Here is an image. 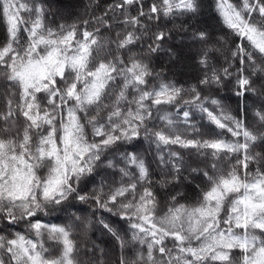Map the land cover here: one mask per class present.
Returning <instances> with one entry per match:
<instances>
[{"label": "snow or ice", "instance_id": "6c2138e0", "mask_svg": "<svg viewBox=\"0 0 264 264\" xmlns=\"http://www.w3.org/2000/svg\"><path fill=\"white\" fill-rule=\"evenodd\" d=\"M97 8L0 0V264H264V0Z\"/></svg>", "mask_w": 264, "mask_h": 264}, {"label": "trees", "instance_id": "16d2710c", "mask_svg": "<svg viewBox=\"0 0 264 264\" xmlns=\"http://www.w3.org/2000/svg\"><path fill=\"white\" fill-rule=\"evenodd\" d=\"M86 2H87V0H62V3L67 7V10L72 11L73 13H78L79 11H81L82 10V4L86 3ZM209 2H210V0H209ZM98 3H99V8H97L96 11L100 12V11H103V9L109 3H111V0H98ZM200 19H201V21H203V23L206 26H211L212 28H215V29H218L220 27L217 19L215 18L214 12L210 8L205 9V15L201 16ZM155 66H156L157 70H160V68L163 67L165 69L166 73L171 78V73L168 71V66L166 63V59L164 57L157 59L155 61ZM175 71L177 72V78L181 82H183L184 80L188 79V76L187 75H180V73L181 72L188 73L191 71V69L184 67V66H181L180 68L176 69ZM224 94L231 97V99L227 102L230 104L231 107L235 108L236 98L234 96H232L231 92H227ZM253 99L254 98L249 99L248 103L250 105L252 104ZM182 190L188 194L190 200L194 199V192H193L192 187L185 186ZM158 191H160L161 197L164 198V192L167 190L158 189ZM81 214H87V213H81ZM55 222L61 223L63 221H55ZM88 236L91 240H93L97 244H99L101 248H103L105 251H107L109 253V256H111L112 249H113V241L111 240V238L109 236L101 235V233L96 231L95 229L89 230Z\"/></svg>", "mask_w": 264, "mask_h": 264}]
</instances>
